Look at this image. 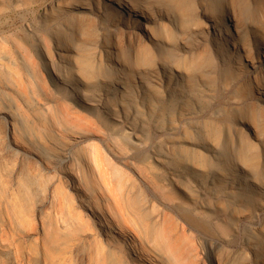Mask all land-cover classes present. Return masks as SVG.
<instances>
[{"label": "bare ground", "instance_id": "obj_1", "mask_svg": "<svg viewBox=\"0 0 264 264\" xmlns=\"http://www.w3.org/2000/svg\"><path fill=\"white\" fill-rule=\"evenodd\" d=\"M143 1L64 0L51 4L59 6L61 13L50 22L48 30L61 63L71 61L74 47L62 45L60 35L74 28L72 21H78L80 33L87 29L82 19L96 17L101 22L104 30L101 48L110 69L101 79L105 87L102 93L91 97L82 98L79 92L78 95L80 102L100 108L112 119L115 118L110 100L120 96L118 106L123 114L135 107L138 100L129 76L141 80L139 88L145 96L152 86L143 78L163 86L158 70L160 68L166 77L170 72L166 65L131 70L120 60L121 32L130 43H135L140 36L138 32H142L158 46L163 39L159 34H155L157 39L154 37L149 23L166 19L170 26L177 28L176 18L169 16L167 7L182 0H150L152 6ZM201 7V15L208 21L210 38L205 41L199 30L191 32L190 36L201 38L198 43L207 42L222 67L227 63L238 65L248 61L245 67H251L254 73L245 71V79L248 85L254 84L261 96L257 105L263 107L264 21L256 26L239 18L241 11L236 0H201ZM3 14L0 11L1 32ZM27 31L29 37L34 36L31 28ZM23 45L0 34V264H119L117 256L120 253L127 256L125 264H193L192 246L185 243L183 234L179 235L182 232H177L179 228L174 218L166 211H153L154 214L151 211L149 216L151 204L148 200L145 204L138 202L139 195H134V190L132 194L136 199L129 195L131 191H126L107 169L98 144L89 143L84 154H76L77 143L90 140L97 128L88 118L73 113L64 101L51 97L46 83L27 64ZM174 69L179 79L186 76L184 71ZM74 80L78 84H88L80 75ZM92 84L88 87L94 92ZM165 87L168 96L176 93V84ZM38 91L43 93V98ZM51 102L56 104L55 111ZM260 121L261 138L256 136V139L264 155V115ZM238 123L253 129L243 119ZM58 124L63 126L58 128ZM111 141L115 145L116 137ZM213 153L216 158L222 155L215 147ZM239 161L241 158L232 159L224 175L217 169L207 175V179L220 180L225 185L219 194L234 204L238 203V198L235 192H226L228 187L236 191H258L264 196V171L260 176L245 179L239 173L247 170ZM97 193L102 197H97ZM256 209L264 212V205ZM151 224L157 225L159 230ZM152 228L157 235L160 231V237L155 236L164 239L161 245L166 244L167 250L162 248L165 252L160 251L162 246L157 243L161 239L154 242L151 238ZM246 239L248 248L255 254L254 262L264 264V249L257 234Z\"/></svg>", "mask_w": 264, "mask_h": 264}, {"label": "rangeland", "instance_id": "obj_2", "mask_svg": "<svg viewBox=\"0 0 264 264\" xmlns=\"http://www.w3.org/2000/svg\"><path fill=\"white\" fill-rule=\"evenodd\" d=\"M63 1L0 0V11L4 13L0 34L24 44L27 64L46 83L51 97L64 101L73 113L88 118L97 128L90 140L77 143L76 154H84L89 143L98 144L107 169L126 191H131L129 195L134 199L139 195L138 202L148 200L151 204L153 210H148L149 216L151 211L152 214L166 211L174 218L180 230L177 232H182L179 235L183 234L185 243L192 246L193 264H256L246 237L257 234L264 249V212L256 209L264 205V196L258 191H236L226 186V192H235L238 198V203L234 204L220 196L219 192L225 189L220 180L207 179L213 169L224 175L234 158H241L239 162L247 171L239 175L245 179L260 176L264 171V155L256 139L261 138L258 124L264 115V104L258 107L261 96L254 84L250 86L246 82L245 71L254 73L251 67H245L249 62L227 63L222 67L207 42L198 43L201 38L190 36L191 32L199 30L205 41L210 38L208 21L201 15V0L173 3L167 7V13L175 16L177 28L170 26L166 19L148 24L154 37L157 39L155 34H159L163 39L158 46L142 32H138L140 36L135 43L126 41L121 32L119 57L127 67L135 70L166 65L170 72L166 77L159 68L158 81L163 86L143 78L152 86L145 96L140 92L141 80L129 76L138 100L125 114L118 106L120 96L110 100L115 118L112 119L100 108L80 102L78 95L79 92L82 98L91 97L102 93L105 87L101 79L110 69L101 48L104 36L101 22L96 17L82 19L87 29L80 33L78 21H72L74 28L60 35L62 45L74 47L71 61L61 63L48 30L50 22L61 16L59 6L51 4ZM236 1L241 11L239 18L256 26L264 21V0ZM143 2L147 6L153 4L150 0ZM28 27L35 32L33 37L28 36ZM251 56L254 57L253 52ZM174 68L184 71L186 76L179 79ZM78 75L90 86L93 82L94 92L89 91L88 84L75 82ZM168 84L177 87L171 97L165 87ZM38 92L43 98V93ZM51 106L55 111L56 104L51 102ZM239 119L248 122L253 129L238 123ZM57 121L59 123L60 119ZM113 137L117 140L115 145L111 141ZM214 147L221 156L214 157ZM191 164L201 170L196 171ZM96 196L102 197V194ZM155 229L150 231L151 238L154 242L161 239L157 242L160 246L165 241L157 237L161 234L158 231L157 235ZM159 246L157 244V248ZM163 247L167 250L164 244L159 248L161 252H165ZM120 254L117 261L125 264L127 256Z\"/></svg>", "mask_w": 264, "mask_h": 264}]
</instances>
